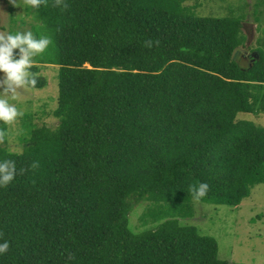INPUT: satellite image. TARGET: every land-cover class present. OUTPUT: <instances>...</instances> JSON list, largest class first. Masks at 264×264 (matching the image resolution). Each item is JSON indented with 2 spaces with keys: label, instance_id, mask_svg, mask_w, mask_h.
<instances>
[{
  "label": "trees",
  "instance_id": "obj_1",
  "mask_svg": "<svg viewBox=\"0 0 264 264\" xmlns=\"http://www.w3.org/2000/svg\"><path fill=\"white\" fill-rule=\"evenodd\" d=\"M34 10L36 34L52 39L38 63L60 69L59 123L27 125L21 153L0 146L16 164L0 187V264H228L180 220L194 201L237 207L264 184V127L241 116L264 114V38L252 50L247 17L197 16L183 0ZM143 202L163 221L135 232Z\"/></svg>",
  "mask_w": 264,
  "mask_h": 264
},
{
  "label": "rangeland",
  "instance_id": "obj_2",
  "mask_svg": "<svg viewBox=\"0 0 264 264\" xmlns=\"http://www.w3.org/2000/svg\"><path fill=\"white\" fill-rule=\"evenodd\" d=\"M185 6L195 8L201 17H247L244 22L247 46L258 47V38H264V0H183ZM35 10L28 0H0V34L9 31L31 30L35 36ZM261 29H260V28ZM252 47V48H251ZM248 53L253 55L252 50ZM32 68L47 81L44 88L22 90L17 107L23 115L10 124L0 122V146L13 153H21L25 139L29 138V125L56 127L59 120L54 112L59 104V67L38 63ZM51 56L50 54H48ZM248 117L249 114H241ZM32 120H27L28 118ZM251 121V120H250ZM264 122V116L261 118ZM264 127L263 123L255 122ZM194 217L181 219L184 225L197 226L206 235L214 237L219 244V258L228 264H264V184L256 186L240 206L208 205L194 201ZM157 209L153 202H143L131 213V227L135 232L152 228L162 222L155 217ZM165 220V219H164Z\"/></svg>",
  "mask_w": 264,
  "mask_h": 264
},
{
  "label": "clouds",
  "instance_id": "obj_3",
  "mask_svg": "<svg viewBox=\"0 0 264 264\" xmlns=\"http://www.w3.org/2000/svg\"><path fill=\"white\" fill-rule=\"evenodd\" d=\"M40 2L41 0H28L33 8ZM51 43L49 35L37 37L31 30L0 34V122L10 124L23 115L15 101H18L22 90L36 87L38 73L32 71L36 64L35 57L43 54ZM152 43L151 40L145 41V46L151 47ZM15 175V161L0 160V187L10 184ZM208 190L209 185L200 182L198 186L192 188L193 199H201L207 195ZM9 247V241L0 242V256L7 253Z\"/></svg>",
  "mask_w": 264,
  "mask_h": 264
},
{
  "label": "crops",
  "instance_id": "obj_4",
  "mask_svg": "<svg viewBox=\"0 0 264 264\" xmlns=\"http://www.w3.org/2000/svg\"><path fill=\"white\" fill-rule=\"evenodd\" d=\"M259 28H260V27H259ZM260 29H261V28H260ZM263 31H264V29H263ZM259 39H260V38H258V40H259ZM258 40H257V43H258ZM243 54H245L247 57H249L251 53H248L246 50H244ZM263 116H264V114H260V115L249 114V116H248V117H245V118L248 119V120H251V121H253V122H259V123H263V124H264V122L261 121V118H262Z\"/></svg>",
  "mask_w": 264,
  "mask_h": 264
},
{
  "label": "water",
  "instance_id": "obj_5",
  "mask_svg": "<svg viewBox=\"0 0 264 264\" xmlns=\"http://www.w3.org/2000/svg\"><path fill=\"white\" fill-rule=\"evenodd\" d=\"M238 51H243L244 52V50H242V49H237L235 52H234V56L238 53Z\"/></svg>",
  "mask_w": 264,
  "mask_h": 264
}]
</instances>
